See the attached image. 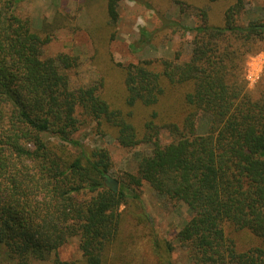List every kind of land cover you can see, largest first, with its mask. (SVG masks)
Returning a JSON list of instances; mask_svg holds the SVG:
<instances>
[{"label": "trees", "instance_id": "1", "mask_svg": "<svg viewBox=\"0 0 264 264\" xmlns=\"http://www.w3.org/2000/svg\"><path fill=\"white\" fill-rule=\"evenodd\" d=\"M25 1L0 0V264L48 261L71 239L82 258L54 264H132L139 227L155 264H175L176 246L138 205L144 182L188 208L176 236L185 264H264V88L254 99L246 81L247 58L264 42V0L263 18L247 25L246 0H225L223 25L198 9V26L185 27L195 33L190 61L122 66L121 103L107 96V79L72 89L77 61L45 57L54 24L38 30L19 12ZM121 1L108 2L112 26ZM90 123L124 148L152 147L129 175L135 190L110 184L108 150L77 139Z\"/></svg>", "mask_w": 264, "mask_h": 264}, {"label": "rangeland", "instance_id": "2", "mask_svg": "<svg viewBox=\"0 0 264 264\" xmlns=\"http://www.w3.org/2000/svg\"><path fill=\"white\" fill-rule=\"evenodd\" d=\"M108 2L109 0H28L20 3L19 12L24 17L31 18L38 30L44 22L54 24V39L47 46L45 57L66 54L75 58L78 66L68 72L72 89L101 85L107 79V96L110 95V101L120 103L123 100L119 72L122 66L161 60L177 64L189 62L194 49L192 41L195 33L185 30V27L190 30L198 26L201 20L197 14L201 9L208 11L212 24L223 25V15L228 7L225 0H123L118 7L119 21L116 26H112ZM262 6L263 0H246V8L239 23L247 25L251 21L261 20ZM172 21L179 23L182 28H170ZM144 32L147 33L146 38L143 36ZM246 69L248 91L257 99L260 90L264 88V42L254 54L248 56ZM204 129L205 125L201 130ZM77 139L87 149L109 151L113 164L110 184L119 189L124 185L134 189L128 184L129 175L137 176L141 158L152 151V147L147 144L124 148L113 134L96 123L84 126L77 134ZM171 141L168 133L162 134L163 145ZM137 193L141 197L138 205L144 208L153 221L159 236L176 246L173 255L175 264H185L186 252L177 246L176 236L190 219L188 208L184 204H174L158 196L145 182L137 189ZM130 206L129 211L133 209V203ZM123 209L125 206L121 208ZM137 231L139 232L136 234ZM148 231L145 227L134 228L132 231L137 236L129 243V248L134 251V255L128 258L132 264H155ZM57 258L63 261L81 259L79 240L71 239L48 261L32 259L30 264H54Z\"/></svg>", "mask_w": 264, "mask_h": 264}]
</instances>
